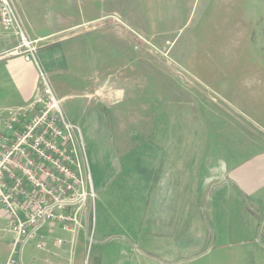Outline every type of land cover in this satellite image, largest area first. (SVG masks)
I'll return each instance as SVG.
<instances>
[{"label": "rangeland", "instance_id": "rangeland-1", "mask_svg": "<svg viewBox=\"0 0 264 264\" xmlns=\"http://www.w3.org/2000/svg\"><path fill=\"white\" fill-rule=\"evenodd\" d=\"M171 1L170 22L168 15L156 21L154 10L163 9L157 0L112 1L118 11L105 18L116 15L120 23H103L125 35L130 52L104 68L75 72L74 84L86 89L80 94L75 86L61 101L67 121L81 130L95 192L86 216L85 264L101 254H129L122 247L129 241L146 243L136 229H148L164 158L185 175L201 167L205 179L227 171L234 178L243 168L236 166L264 153V0L239 7L236 17L241 11L252 17L246 23L228 19L223 3L205 11L198 0ZM104 79L112 98L109 90L94 93ZM35 244L26 245L23 256L35 254ZM212 250L204 247L195 256L200 259L182 264L229 262L227 252ZM236 250L247 255V247ZM75 253L80 256L79 248ZM247 264H264V256L247 257Z\"/></svg>", "mask_w": 264, "mask_h": 264}, {"label": "crops", "instance_id": "crops-1", "mask_svg": "<svg viewBox=\"0 0 264 264\" xmlns=\"http://www.w3.org/2000/svg\"><path fill=\"white\" fill-rule=\"evenodd\" d=\"M112 1L107 0L106 4L104 0H12L25 38L37 48L36 62L26 61L15 53L20 44L17 34L0 29V109L32 103L40 89V72L48 77L61 101L73 96L75 86L83 94L85 83L74 84L75 72L91 71L93 65L104 68L116 55L120 58L115 60L120 61L122 55L130 52V41L125 35L103 23L108 11H118ZM157 1L163 6L159 11L164 14L154 10V17L159 15L156 21H162L161 15H168L170 22L172 1ZM255 1L198 0V3L205 11L226 4L228 19L246 23L252 19L247 11H241L237 17L236 12L239 7L254 6ZM230 7L233 8L231 12ZM106 83L104 79L96 84V96L109 90L108 97L112 98L113 90ZM236 167L243 168L234 178L230 177L232 171H227L205 179L201 167L189 176L176 161L164 158L163 177L155 182L153 205L151 210L148 208V214L152 215L147 220L148 229L145 228V234L141 233V225L136 229L141 242L145 239L146 243H141L140 247L139 242L129 241L122 246L129 254L125 251L122 254L115 251V255L101 254L92 258V264H172L173 259L182 264L185 260L200 259L195 256H200L204 247L227 252L229 262L221 264H247V257L254 254L263 257L264 194L259 193L264 190V153ZM91 182L94 192L92 175ZM231 191L240 194H231ZM81 232L83 238L80 239ZM1 234L0 264H5L11 237ZM79 235L75 237L60 226L41 229L34 240L36 244L41 241L43 249L35 244V254L25 256L23 250L22 264H85L82 253L87 237L85 228ZM237 247H247V255H234ZM76 248L81 251L79 257H75ZM173 249H178L180 256L173 255Z\"/></svg>", "mask_w": 264, "mask_h": 264}, {"label": "built area", "instance_id": "built-area-1", "mask_svg": "<svg viewBox=\"0 0 264 264\" xmlns=\"http://www.w3.org/2000/svg\"><path fill=\"white\" fill-rule=\"evenodd\" d=\"M106 19L120 23L116 15ZM0 29L17 34L15 53L36 62L37 48L25 38L12 0H0ZM94 200L81 130L67 121L40 72L32 103L0 109V233L12 239L5 264H22L24 247L45 227L60 226L77 237ZM36 247L42 250V242Z\"/></svg>", "mask_w": 264, "mask_h": 264}, {"label": "water", "instance_id": "water-1", "mask_svg": "<svg viewBox=\"0 0 264 264\" xmlns=\"http://www.w3.org/2000/svg\"><path fill=\"white\" fill-rule=\"evenodd\" d=\"M39 95V90H37V93H36V96H35V98H37V96Z\"/></svg>", "mask_w": 264, "mask_h": 264}, {"label": "trees", "instance_id": "trees-1", "mask_svg": "<svg viewBox=\"0 0 264 264\" xmlns=\"http://www.w3.org/2000/svg\"><path fill=\"white\" fill-rule=\"evenodd\" d=\"M118 27V26H117ZM119 28H120V26H119Z\"/></svg>", "mask_w": 264, "mask_h": 264}]
</instances>
